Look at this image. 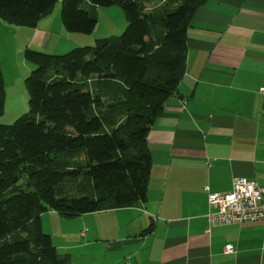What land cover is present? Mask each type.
<instances>
[{
	"label": "trees",
	"instance_id": "1",
	"mask_svg": "<svg viewBox=\"0 0 264 264\" xmlns=\"http://www.w3.org/2000/svg\"><path fill=\"white\" fill-rule=\"evenodd\" d=\"M206 1L62 0L68 33L90 34L94 8L111 6L125 28L62 55L24 51L35 67L24 80L28 112L0 124V264H72L42 231L46 212L76 218L146 201L148 132L177 92L187 30ZM55 4L0 0V21L35 28Z\"/></svg>",
	"mask_w": 264,
	"mask_h": 264
},
{
	"label": "crops",
	"instance_id": "2",
	"mask_svg": "<svg viewBox=\"0 0 264 264\" xmlns=\"http://www.w3.org/2000/svg\"><path fill=\"white\" fill-rule=\"evenodd\" d=\"M61 2L35 28L7 27L8 34L50 54L107 37L68 33ZM186 46L177 92L148 132L146 201L76 218L41 216L42 231L72 264H264L261 224L209 228L205 218L207 194L228 192L233 179L264 188V0H207Z\"/></svg>",
	"mask_w": 264,
	"mask_h": 264
},
{
	"label": "rangeland",
	"instance_id": "3",
	"mask_svg": "<svg viewBox=\"0 0 264 264\" xmlns=\"http://www.w3.org/2000/svg\"><path fill=\"white\" fill-rule=\"evenodd\" d=\"M52 13L53 12L48 16ZM96 21L97 23L93 31L83 37H117L125 28L124 15L121 8L118 6L98 8ZM123 23L124 27H122ZM7 27L12 26H6L0 21V72L2 75V93L0 98L3 103L0 109V124L11 125L17 118L28 112V97L24 86V80L35 67L24 59V51L26 49L35 52L41 51H36L39 49L35 47H27L24 39L20 41L17 39L16 41L15 36L13 40L11 35L8 34ZM70 50L71 49L57 50L54 54L62 55ZM49 52L50 51H43L42 53L50 54ZM51 55H53V53H51ZM69 184L70 185L64 184L63 188L72 196L75 194L76 186L73 185L71 181H69ZM71 186H73L72 189ZM77 196L82 195L77 194Z\"/></svg>",
	"mask_w": 264,
	"mask_h": 264
},
{
	"label": "built area",
	"instance_id": "4",
	"mask_svg": "<svg viewBox=\"0 0 264 264\" xmlns=\"http://www.w3.org/2000/svg\"><path fill=\"white\" fill-rule=\"evenodd\" d=\"M207 208L205 218L209 228L259 223L264 231V188L254 181L235 178L228 192L208 193ZM233 252L230 245L224 248L225 254Z\"/></svg>",
	"mask_w": 264,
	"mask_h": 264
}]
</instances>
